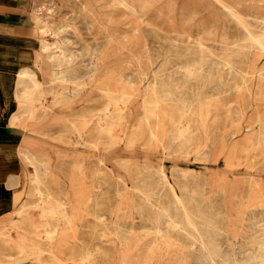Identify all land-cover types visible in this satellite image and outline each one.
Here are the masks:
<instances>
[{"label":"rangeland","instance_id":"obj_1","mask_svg":"<svg viewBox=\"0 0 264 264\" xmlns=\"http://www.w3.org/2000/svg\"><path fill=\"white\" fill-rule=\"evenodd\" d=\"M183 1L160 0L156 4L160 10L152 9L150 16L160 26L166 20L165 26H169L168 20L172 16L179 23ZM171 2L174 3L173 12L168 7ZM252 4L264 3L255 1ZM37 6H42L37 12L45 15V21L40 25L50 27L56 32L55 37L45 36L37 30L34 20ZM51 7L48 13L52 14L47 15V8ZM243 13L248 20L252 19L249 9L245 8ZM211 14L213 10H204L196 14L194 21L201 18L208 21L207 16ZM255 23H251V30L259 35L264 26ZM26 24L30 29L29 38L36 47L35 52L27 53V61L33 60L26 63V67L38 72L40 86L31 87L29 81L20 84L18 101L16 99L6 108L4 121L21 129L20 144L28 143L25 149L35 154L32 162L40 167L34 171V164L25 159L18 148L24 175L22 180L11 177L19 185L16 204L10 209L6 203L7 213L0 218V246H4L0 250V264H60L71 260L82 264V258L69 256L85 254L82 251L85 244L93 249L98 246L97 251L89 250L95 255L88 258L91 264H116V260H120L119 264H203L195 258L197 251L190 253L187 247L190 239L185 234L182 220L175 217L179 226L170 230L164 220L157 228H161L163 234L158 233L156 225L150 222L154 209L136 197L160 194L164 197L159 205H173L172 195L162 184L160 170L163 168L152 167L160 164H166L167 171L163 170L181 197L184 194L196 201L200 199L203 206L217 214L230 230L221 238L225 249L238 254L245 243L244 235L253 230L249 226V216L255 211L264 213V51L253 49L246 40V32L236 28L232 21L227 28L229 43L236 40L238 44L230 45L224 60L235 62L238 72L233 78L225 76L220 88L223 93L208 96L206 89L201 88L202 96L189 111V107H177L175 98L167 95L169 89L153 82L152 73L143 83L138 74L133 83L125 82L123 78L126 72L137 70L133 59L135 52L142 57L145 67L152 60L154 69L164 66L169 72L179 70L180 65L191 60L186 55L192 53L189 44L163 41L145 20L118 6L114 0H33ZM220 26L217 35L222 34L223 27ZM189 33L180 32V35ZM44 40L56 45L48 51L54 58L72 56L71 67L80 75L76 82H66L54 75L47 78L48 68L41 60L45 53L42 49ZM244 47L247 50L251 47L247 59ZM212 49L219 50L218 41ZM194 54L198 59V52ZM94 57L101 58L100 64L95 74L89 75L88 66L95 62ZM208 61L215 62L213 58ZM195 65L191 69L195 71L196 68L195 77L201 78L197 76L199 66ZM227 69L224 66V70ZM50 71H54L53 66ZM79 82L81 86L84 84V88H80L84 91L72 93L80 86ZM146 86H150L149 90ZM82 93H85L86 102H77ZM164 97L168 100L166 103H163ZM71 101L75 103L74 107L68 106ZM132 105L134 110H130ZM195 120L200 127L199 136L190 141ZM171 133H180L185 138L174 139ZM36 180L41 182L42 193L34 191ZM62 204L67 208L68 216L60 209ZM134 204L144 207L143 217L136 212L130 215ZM22 205L25 210L19 214L16 211ZM42 207L47 208L45 217L38 216ZM34 221L39 223L34 224ZM62 227L68 231L64 232ZM120 228L128 230L122 234L117 231ZM50 231L55 233L50 236ZM25 237L30 240L24 241L26 244L36 242L40 248L21 246L19 243ZM52 239L55 243L66 239L75 241L80 250L71 252L57 246L50 249L47 244ZM195 249H198L197 245Z\"/></svg>","mask_w":264,"mask_h":264},{"label":"bare ground","instance_id":"obj_2","mask_svg":"<svg viewBox=\"0 0 264 264\" xmlns=\"http://www.w3.org/2000/svg\"><path fill=\"white\" fill-rule=\"evenodd\" d=\"M159 1L160 0H157V1L156 0H114L115 4H117L118 6H121L123 9L131 12L132 14L136 13L140 20H145L148 23V25L151 26L153 33L157 32L158 35L161 36L163 41L169 40L171 42V44L172 43L173 44H177V43L189 44L192 53L186 54V52H185V54L187 56L189 55L187 58L191 59V60H186L182 64V66L179 64L180 67L178 66V63H176L177 66L179 67V70L173 72V70H174L173 69L171 72H169L164 68V66H161L160 68H157V69L152 68L153 67L152 65L154 64V61H152V60H151V62H148L147 67H145L146 65L143 66V61H141L142 57L139 56V54H136V52H135V54L133 55L134 58L132 56L131 57L133 59H135L134 63H137V70L136 71H129L128 73L126 72V74L124 75L123 78H124L125 82L133 83L134 82V76L138 74L140 76L139 77L137 75L139 78V81H141L143 83V81H145L147 79L148 75L150 73H152L154 76V77L152 76L153 82L156 84H161V87L169 89V93L168 94L166 93V94L168 96H169V94H171V96L175 98L176 102L175 101L174 102L177 105V107L179 106V108H180V105L181 106L183 105V106H186L187 108L189 107L188 109H190L189 111H191V109H193L196 106L198 100L202 96V93H200V90L203 87L206 89L205 94L208 96L209 95L216 96L219 93H223V89H220V88H222V86H223V83L225 81V76L233 78L235 76V74L238 72L237 68L234 65L235 62L232 63V62H227L224 60V55L226 54V52H228L227 50L229 49L230 45L231 44H233V45L238 44L237 43L238 41H236V40H235V42L229 43V36L227 34V28L228 29L230 28V23L232 21L235 23L236 28L239 27L246 32V33H244L247 36L246 40L249 41V45L253 49H255V50L257 49L259 51H264V29L260 31L259 35L256 34L257 33L256 31L253 32V30H251V26H252L251 23L254 22V24H257V23H255V21L264 26V4H252V2H255V1L264 3V0H184L183 1V7H182L181 12H180L181 13L180 22L178 23L172 16L168 20L169 26H167V27L165 26L167 20L164 22V25L160 26L157 24L155 19L151 18V16H150V14L152 13V9L158 10V11L160 10L158 5H156L157 2H159ZM41 3H43V2H41ZM41 7L42 6H37V9L35 11L37 12L39 9H41ZM168 7L170 8L171 12L174 11V9H173L174 3L173 2L169 3ZM35 8H36V6H35ZM245 8L250 10V16L252 17V19L248 20V18L245 17V15L243 13ZM43 9L45 11V6ZM50 10H52V7L47 8V15L52 14V13H48ZM204 10H208V11L213 10V15L211 14V16L210 15L207 16L208 21L203 20V18H201L197 22H195L194 19H195L196 14L203 12ZM157 14L160 16L159 12H157ZM41 15L42 14L37 12L36 16L34 17V20L36 21L35 24H37V30L42 34H45V36L55 37L56 32H54L50 27L44 28V26L40 25L41 22L45 21V15L44 16H41ZM176 25L179 26V28L178 27L176 28ZM220 25L223 27V31H222V34L217 35L216 34L217 27H219ZM253 29H255V27ZM180 32H184V33L190 32V33L188 35L184 36V35H180ZM146 34H147V32H146ZM155 36H157V34ZM236 36L237 35H235L234 37L236 38ZM239 39H240V37H239ZM217 41H218V48H219L218 51L212 49L214 43H216ZM52 46H56V45L49 43L48 41L44 40V45H43L42 49L45 53L42 55L41 60H42V63H44V65L48 68L47 78L49 79V75H54V78L56 77L57 79L58 78L63 79L66 82L67 81L76 82V80L80 77V75L77 74L78 71L76 69L71 67L72 62L74 61L72 56L68 55V56L61 58V54H60L61 59L58 60V59L54 58L53 54H49V52H48L49 48H51ZM141 46H143V45H141ZM171 47H173V46H171ZM251 47H250V50H251ZM177 48H178V45H177ZM177 48L175 50H177ZM240 48H242V46ZM244 48H246V47H244ZM142 49H144V48H142ZM157 49H159V48H157ZM190 49H189V52H190ZM139 50L142 51L141 48H139ZM139 50H138V52H139ZM146 50H148V48H146ZM168 50L166 49V51H168ZM250 50H247V48L245 49L244 53H245L246 59L249 58V56L251 54ZM121 52H122V50H121ZM179 52H182V50ZM187 52H188V50H187ZM193 52L194 53L198 52L197 56L200 58V60H198L199 59L198 57H197L198 59H196V57H195L196 54H194ZM54 53H55V51H54ZM169 53H167V54H169ZM234 53H235V51H234ZM57 54H58V52L55 55H57ZM156 54H157V52H156ZM241 57H242V55H241ZM160 58H162V57H160ZM182 58H183V55H182ZM208 58H213V60L215 62H209ZM94 59H95L94 60L95 62L90 63V65L88 66L89 67L88 68L89 69L88 70L89 75L95 74L96 69H97V65L100 64L101 58L94 57ZM155 59L156 58H154V60ZM168 59H166V60L168 61ZM176 59H177V57H176ZM231 59H232V57H231ZM193 64H196L197 66H199V68L197 69V72H200V73L197 76L200 75L199 77H201V78L195 77L196 68H195V71H193L191 69ZM251 64H252V62L249 63L250 66H251ZM51 66L54 67V71H50ZM174 66H176V65H174ZM224 66L228 67V69L226 71L224 70ZM122 68H123V66H122ZM172 68H173V66H172ZM224 72H226V74ZM37 76H38L37 71H34L28 67H22L17 73V85L19 86L23 82L29 81V84L31 87L38 88L40 86V81L37 79ZM140 78H141V80H140ZM152 79H151V81H152ZM195 81H197L198 84H196ZM155 86H153V87H155ZM81 87L84 88V84H83V86H81V83H80V86H78L77 90L73 91L72 93L76 94L77 92H80L81 90L84 91V89H80ZM149 87L146 86L147 89ZM158 92L159 91H157L156 93H158ZM27 93H29V92H27ZM166 94H163V95H166ZM18 96H19L18 94L15 96L17 101H18ZM168 96H166V97H168ZM186 96H188V97H186ZM166 97H164V99L162 98L164 100L163 103L164 102L166 103L168 101V100L165 101ZM120 99H121V97H120ZM168 99L170 100V98H168ZM118 100H119V98H118ZM159 101H158V103H162V101L161 102H159ZM64 102H65V100H64ZM174 102H173V104H174ZM170 105H172V104H170ZM68 106L72 107L73 101L68 103ZM193 124H194V127H192L193 129L191 130V133H190V141L196 140V138L199 136L198 132L200 131V127L198 126V121L195 120L193 122ZM179 131L180 130H178V132ZM176 133H177V130H176ZM171 134L173 135V133H171ZM173 136H174V139L178 138L179 140L180 139L183 140L185 138L180 133H179V135L176 134ZM169 137H171V136H169ZM167 144H168V142H167ZM165 147H166V145H165ZM25 157L28 161H30L31 164H34V162H32V161H34V159L31 158V156H29L27 153H25ZM41 165L43 166V164H41ZM33 166H34V171H38L37 168L40 166H37L35 164ZM160 172H161L162 184L165 187H167V190H168L167 192H169L173 197V205L172 206H166L167 204L162 205V206L159 205L160 202L163 203L161 201V198L164 197L163 195H160V194L157 195L154 193L153 194L150 193V194H141L140 196H136V197H139L142 200V202H144L145 206L154 209L153 210L154 213L151 216L150 222L154 223L156 225L155 231H158V233L161 232L163 234V232L161 231L162 229L160 228L161 229L160 230L157 228L160 227L159 225L164 220L167 221V223H168L167 228L169 230L174 228L175 226H179V221L175 220V217H178V219L182 220V223L184 225L185 234L190 239V241L187 239V241H189V244H187V247L190 250V253L192 251L193 252L197 251V255L195 256V258L198 259L200 261V263L203 262V264H264V213L258 214L255 211L252 215L249 216V226H252L253 230H251L248 234L244 235L245 243L240 248V252L238 254H236L231 249L226 250L224 247V244L221 241V238L223 237V235L229 234L230 230L227 229L225 227L224 223L218 219L217 214L213 213L210 209L203 206V202L200 199H198L196 201L195 198L190 197V196H184V194L182 195V197H183L182 198L179 195V193L175 190L174 185L169 180L168 174L163 169L160 170ZM150 181H151V179H150ZM159 182H161V181H159ZM40 183L41 182L38 180H36V182H34V185H35L34 191L36 193H42V190L40 189ZM145 184H146V182H145ZM153 184H154V182H153ZM148 185L151 186L152 184L149 183ZM157 186H158V183H157ZM157 186H155V187H157ZM159 186H161V184ZM152 190L150 189V191H152ZM156 190H158V189L156 188ZM167 192H165V194ZM192 199H194V200H192ZM134 206H135V204H134ZM134 206H132V211L130 210L131 211L130 215L133 216L134 213L136 212L141 217H143L144 216L143 215L144 207L143 208L137 207V205L135 207ZM123 208L124 207H122V209ZM60 209H61L63 214H65L67 216L69 215L67 213V208L65 205L62 204L60 206ZM24 210H25V206L22 205L17 209L16 212L20 214V213H24ZM45 210H47V208L42 207V210L40 211L41 213L40 214L38 213V216L39 217H45L46 216ZM120 211H122V210H120ZM123 215H125V214H123ZM123 215H122V217H123ZM256 219H260V220L258 222H255ZM101 221H102V217H101ZM171 221H175V224L172 225ZM57 222H59V221H57ZM33 223L35 224V223H39V222L34 221ZM22 228H24V227H22ZM69 228L71 230L73 227L71 225H69ZM175 228H177V227H175ZM255 228L257 230H255ZM62 230L64 232L68 231L64 228ZM127 230L125 228L117 229V231L118 232L120 231L122 234L126 233ZM72 231H74V230L72 229ZM54 233H55L54 231L49 232L50 236L53 235ZM26 240L30 241L29 238L25 237L22 239V242L19 244L21 246H25L26 248H30V247H33L35 245L37 247L39 246V244L37 245L36 242H35L36 244L34 242L33 243L28 242L26 244L24 242ZM101 240L102 239H100V241ZM160 240H162V239L160 238ZM54 241L55 240L52 239V242L50 241L49 244H47V246L50 249H53L54 246H57L58 249L67 248V249H70L71 252H74V250H80L79 247L77 246V243H75V241H71L69 239H66L65 241L64 240L57 241L56 243ZM171 241H173V240H171ZM157 243H159V242H157ZM160 243H161V241H160ZM154 244H156V243L154 242ZM162 244H163V242H162ZM173 244H175V243H173ZM180 244H182V242H180ZM156 245H158V244H156ZM182 245H183V247L185 246L184 244H182ZM196 245L198 246L197 250L195 249ZM125 246H127V245H125ZM153 246L151 248H153ZM180 247H181V245H180ZM39 248H40V246H39ZM1 249H4V246H0V250ZM23 249H25V248H23ZM90 249L92 251H94V250L97 251L98 246H96L93 249V248H91V246L89 244L88 245L85 244L82 247V251L85 254H81V253L77 254L76 253L77 255H75L73 253L69 257L82 258V264H91V262L88 261V258H92L95 255L92 254V251L91 252L89 251ZM118 249H120V248H118ZM177 249H178V247H177ZM126 250H127V248H126ZM123 251L121 250V252H123ZM88 252H90V253H88ZM102 252H103V250H102ZM105 255H106V253H105ZM144 255H146V254H144ZM58 256H60V255H58ZM60 259H62V258H60ZM198 260H197V262H199ZM119 262H120V260L115 261L116 264H119ZM99 263H96V264H99ZM60 264H77V262L75 263L73 260H71L70 262H61Z\"/></svg>","mask_w":264,"mask_h":264},{"label":"crops","instance_id":"obj_3","mask_svg":"<svg viewBox=\"0 0 264 264\" xmlns=\"http://www.w3.org/2000/svg\"><path fill=\"white\" fill-rule=\"evenodd\" d=\"M32 2L33 0H0V218L7 213L6 203L10 209L16 204L15 194L19 182L11 177H21L22 180L24 175L22 161L17 154L18 148L31 158L35 155L25 149L27 142L20 144L21 129L4 121L6 108L16 101L15 96L18 94L17 73L22 67H26V63L32 62L33 58L27 61V53L36 51L26 24ZM83 95L85 93L77 97V102H86ZM74 105L75 103L72 107ZM133 108L135 109L132 105L130 110H134ZM152 167L167 171L166 164ZM8 199L11 200L7 201Z\"/></svg>","mask_w":264,"mask_h":264}]
</instances>
